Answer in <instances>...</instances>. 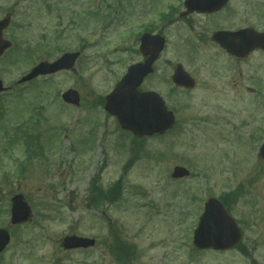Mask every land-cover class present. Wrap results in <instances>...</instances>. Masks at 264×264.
I'll list each match as a JSON object with an SVG mask.
<instances>
[{
	"label": "rangeland",
	"instance_id": "obj_1",
	"mask_svg": "<svg viewBox=\"0 0 264 264\" xmlns=\"http://www.w3.org/2000/svg\"><path fill=\"white\" fill-rule=\"evenodd\" d=\"M152 9L150 0H0V18L12 14L3 32L12 46L0 57L9 88L0 94V225L17 193L32 213L12 228L0 264H124L128 254L131 264H264V160L257 156L264 51L232 62L208 40L195 50L180 35H197L204 25L207 38L216 27L264 30V0H230L218 17L195 16V32L149 24L166 35V45L141 89L159 93L176 123L163 135L136 139L104 112L102 99L127 65L141 60L137 35ZM26 51L29 61L20 56ZM66 51L80 52L74 70L17 83L38 61ZM176 63L196 77L194 91L169 81ZM69 88L78 92V106L62 101ZM175 166L189 176L172 179ZM209 197L227 201L240 231L224 250L192 244ZM73 233L95 238L96 246L64 253L60 239Z\"/></svg>",
	"mask_w": 264,
	"mask_h": 264
},
{
	"label": "water",
	"instance_id": "obj_2",
	"mask_svg": "<svg viewBox=\"0 0 264 264\" xmlns=\"http://www.w3.org/2000/svg\"><path fill=\"white\" fill-rule=\"evenodd\" d=\"M226 0H188V10L211 12L219 9ZM8 24V18L0 21V55L10 46L8 41L2 39V29ZM216 40L229 52L243 55L255 47L264 48V33H256L252 29H243L237 34L221 32ZM141 49L148 59L143 64H134L128 68L127 73L116 84L110 94L106 96L104 109L114 115L122 129L130 130L134 135L150 136L163 133L174 123V117L167 110L163 100L151 92H141L138 86L142 78L151 71V64L161 49L160 40L151 37L142 39ZM78 53H65L54 62H40L20 82L30 80L39 74L53 73L61 69L72 68ZM177 80L187 83L180 74ZM4 90L0 80V92ZM64 101L78 104V95L74 90H67L62 94ZM259 156L264 159V141L259 148ZM189 174L183 167H174L171 177L181 178ZM11 220L19 223L29 218L30 209L20 194L12 199ZM239 238V230L234 220L226 213L222 204L216 198H209L204 203V210L194 230L193 244L196 248L224 249L232 246ZM8 242V234L0 229V251ZM64 248L88 247L93 240L67 236L63 239Z\"/></svg>",
	"mask_w": 264,
	"mask_h": 264
},
{
	"label": "flooded vegetation",
	"instance_id": "obj_3",
	"mask_svg": "<svg viewBox=\"0 0 264 264\" xmlns=\"http://www.w3.org/2000/svg\"><path fill=\"white\" fill-rule=\"evenodd\" d=\"M150 1L153 2V9L151 10V13H150L149 23H147V24L146 23H143L142 24L141 33L149 32V30L151 29V27L149 26V24H151L153 26L154 25L157 26V24H160V25L163 24L164 28H168V27L170 28L171 26H175V29L177 31H179L181 29H184L185 31H187V32L190 33V32H193L194 31L193 28H195V25L198 26V21L199 20L198 19L194 20V17L195 16H201V17L208 18V17H214V15H215V17H218L222 12H225L226 11L227 6L229 4V2H228L219 11L212 12V13H208V14H206V13H198V12H192V13H190L188 15H183V12H184V9H185V7H184V1L185 0H150ZM6 13H9L11 15V17H12L11 12H6ZM178 24H180V25H178ZM228 28L216 27V29L213 30L210 33V35H209L208 38L205 35L206 25L203 26V30L199 29V32L198 31L196 32L197 35H194V34H192V36H191V34H189V36L187 34H180V35H183V36L186 37L185 38V46L188 47V48L190 47L192 49L197 50V44H196L197 41L200 42V43H202L203 41L208 40V43H210V45H212L216 49H218V51H219L220 54L225 55L232 62L242 61L245 58H239V57H236V56H232V55L227 54L226 51H224L222 48H220V46L215 41L212 40V37L211 36H212L213 32H215L217 30L228 29ZM239 28H241V27H238L237 29H239ZM159 29L162 30V28H159ZM237 29H231V28H229V30H237ZM153 33H156V32H153ZM157 33L161 34V32H157ZM164 36L166 37V35H164ZM180 42H184V39H181L180 38ZM257 51H259V50H254V51L250 52L249 55L251 53H254V52H257ZM141 60L142 61L144 60V57L143 56L141 57ZM157 62H158V59L155 62V71H156V63ZM174 67H175V65L172 67L171 73H172ZM153 74L147 76L144 79V81H146L147 79H149V77H151ZM189 75H190V78L193 80V82H192V88H189L187 90L181 89V88H177L178 86H176L170 80L171 74L169 76V81L171 82L172 85L174 84L176 86L175 87L173 85L175 87V89H178L180 91H194L196 89V87H197V81H196L197 79H196V77L193 74L189 73ZM7 222H9V219H7L5 226L0 225V227H4V228H6L8 230V232L10 234V241L7 244V246L5 247V249L0 253V258L6 252L7 248H9L12 245L13 238H14V235H12L11 232H12V228L15 227L16 225L15 224H11L9 222L8 223V227H6L7 226ZM96 243H97V241H95V246H96ZM63 251H64V253H77V254H88L89 253L88 250H82V249L63 250ZM93 253H95V252L92 251L91 254H93ZM132 257H133L132 255H129V254L126 255V260H124L123 263L124 264H131V262H133L131 260ZM59 263H60V261H59ZM97 263L98 262H95V264H97ZM77 264H80V263H77Z\"/></svg>",
	"mask_w": 264,
	"mask_h": 264
},
{
	"label": "trees",
	"instance_id": "obj_4",
	"mask_svg": "<svg viewBox=\"0 0 264 264\" xmlns=\"http://www.w3.org/2000/svg\"><path fill=\"white\" fill-rule=\"evenodd\" d=\"M119 183H115L114 187H112L111 189L108 190V198L111 199L112 201L115 200L116 196H117V187H118ZM222 200L225 202V204H227V201L222 198Z\"/></svg>",
	"mask_w": 264,
	"mask_h": 264
}]
</instances>
